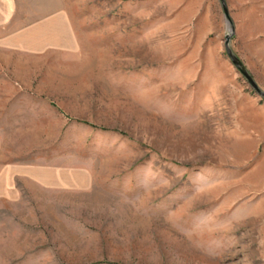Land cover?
I'll use <instances>...</instances> for the list:
<instances>
[{"label":"rangeland","instance_id":"374dc122","mask_svg":"<svg viewBox=\"0 0 264 264\" xmlns=\"http://www.w3.org/2000/svg\"><path fill=\"white\" fill-rule=\"evenodd\" d=\"M0 0V264H264V0Z\"/></svg>","mask_w":264,"mask_h":264},{"label":"water","instance_id":"95a60500","mask_svg":"<svg viewBox=\"0 0 264 264\" xmlns=\"http://www.w3.org/2000/svg\"><path fill=\"white\" fill-rule=\"evenodd\" d=\"M223 4V9L226 17H229V13L227 10V7L225 5L224 0H220ZM229 34L225 37V49L229 56V59L231 63L234 65V67L237 69V71L247 80L248 84L260 95L264 98V92L260 89L258 84L256 83L255 79L247 69V67L244 65V63L233 53L230 47V42L232 40V37L234 35V28L229 25L228 28Z\"/></svg>","mask_w":264,"mask_h":264}]
</instances>
